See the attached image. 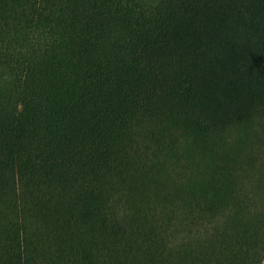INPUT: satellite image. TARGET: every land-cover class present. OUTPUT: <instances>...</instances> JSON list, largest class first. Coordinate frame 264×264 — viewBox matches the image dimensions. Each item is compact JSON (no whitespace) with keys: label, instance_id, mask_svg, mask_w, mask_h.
Instances as JSON below:
<instances>
[{"label":"trees","instance_id":"16d2710c","mask_svg":"<svg viewBox=\"0 0 264 264\" xmlns=\"http://www.w3.org/2000/svg\"><path fill=\"white\" fill-rule=\"evenodd\" d=\"M241 133L264 0H0V264H262Z\"/></svg>","mask_w":264,"mask_h":264},{"label":"rangeland","instance_id":"374dc122","mask_svg":"<svg viewBox=\"0 0 264 264\" xmlns=\"http://www.w3.org/2000/svg\"><path fill=\"white\" fill-rule=\"evenodd\" d=\"M242 134L243 133L239 135L242 136L243 139L248 140L252 144L250 147H247V143H243V146L245 147L244 150L247 149V151H251L253 149L252 153L254 157H256V159L258 160V164L264 163V136L257 138L256 136L251 135L249 133V137L246 138ZM237 137H238L237 133H234L232 136L233 139H236ZM262 264H264V262Z\"/></svg>","mask_w":264,"mask_h":264}]
</instances>
